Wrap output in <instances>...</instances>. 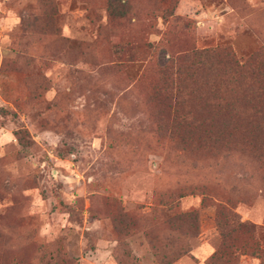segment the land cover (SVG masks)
Wrapping results in <instances>:
<instances>
[{"label": "rangeland", "instance_id": "rangeland-1", "mask_svg": "<svg viewBox=\"0 0 264 264\" xmlns=\"http://www.w3.org/2000/svg\"><path fill=\"white\" fill-rule=\"evenodd\" d=\"M223 48L264 0H0V264H264V148L154 96Z\"/></svg>", "mask_w": 264, "mask_h": 264}, {"label": "trees", "instance_id": "trees-1", "mask_svg": "<svg viewBox=\"0 0 264 264\" xmlns=\"http://www.w3.org/2000/svg\"><path fill=\"white\" fill-rule=\"evenodd\" d=\"M177 67L180 85L166 82L169 91L157 89L155 98L165 105L170 120L184 131L209 122L218 141L264 148V56L241 63L230 49L195 51ZM182 59V58H180ZM168 70L174 66H166ZM172 69V71H173ZM169 72V71H168ZM167 74V71L163 72ZM175 84H177L175 86ZM161 89L164 90V87ZM213 116L195 114L199 101ZM203 137H209L210 133ZM183 135V140H186ZM260 151V152H261Z\"/></svg>", "mask_w": 264, "mask_h": 264}]
</instances>
